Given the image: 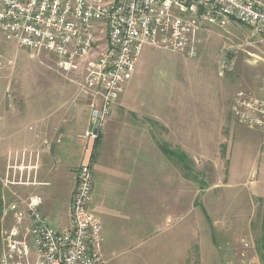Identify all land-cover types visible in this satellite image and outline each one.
<instances>
[{
	"label": "rangeland",
	"instance_id": "rangeland-1",
	"mask_svg": "<svg viewBox=\"0 0 264 264\" xmlns=\"http://www.w3.org/2000/svg\"><path fill=\"white\" fill-rule=\"evenodd\" d=\"M0 50L5 63L10 62V66L0 70V139H4L0 145L1 170L3 161L8 158L17 157L26 162L30 158V163L34 164L36 152L45 148L38 137L39 119L48 122L51 113L57 109H80L82 116L75 122L77 132H73L78 136L87 127L89 109L79 107L82 104L76 98L81 73L61 74L51 58L43 55L32 58L13 44L0 41ZM131 77L126 95L119 96L111 117L103 125L101 139L111 143L109 146L104 143L106 148L94 154L90 206H110L113 196L131 197L138 192L133 187L135 179L131 175V160H125L128 173L131 171L130 178L120 185L118 194H114L112 186H119L118 183L111 182L112 186H108L107 182L112 180L94 167L99 157L109 154L110 150L136 156L141 150L138 145L147 147L154 156L155 192L153 188L152 191L155 204L160 200L162 204L165 201L166 206L186 208L184 219L180 214L178 220L165 224V219L160 218L156 220L159 226L148 231L154 253L162 251V238L176 237L178 240L179 236V253L186 245L197 241L201 237V206H207L206 212L210 214V209L215 206L237 203L244 206L248 221L242 222L244 225L223 226V233L225 239L228 235H243L244 239L237 244H231L229 240L225 242L232 245V250H225V253L237 258L235 264L238 260L240 264H261L256 241L261 233L264 201L253 195L261 196L264 190V132L248 131L237 125L231 116L230 105L237 92L257 94L264 85V40L234 22H228L222 28L208 27L199 35L192 57L152 46L144 47ZM20 109L22 114L17 116ZM178 110L185 114L186 121L178 122ZM164 120L172 126L170 131L163 127L161 122ZM182 129L193 137L190 139L193 146L189 147L192 151L187 155L191 160V173L188 174L192 179L185 178L186 181L170 171L158 147V144H166L171 150L180 149L176 139ZM77 139L82 141V136ZM120 141L122 146L115 147ZM229 160L233 172L231 178L228 176ZM172 165L185 176L181 165ZM31 169H34L33 165ZM0 197L2 201L1 187ZM96 201L99 204L96 205ZM122 203L129 204L130 200ZM1 205L3 208V202ZM48 216L51 217L48 224L54 229H62L68 222L67 215H59L58 210ZM99 222L103 264H132L130 255L123 256L112 242L122 228L121 219L113 224H108V219L105 223ZM0 227V232L6 231L8 224L0 220ZM216 238L219 239L216 236L214 242ZM145 245L139 247L138 253L146 251L149 243ZM206 249L203 244L202 252ZM197 258V246L191 245L187 248V262L197 261Z\"/></svg>",
	"mask_w": 264,
	"mask_h": 264
},
{
	"label": "built area",
	"instance_id": "built-area-1",
	"mask_svg": "<svg viewBox=\"0 0 264 264\" xmlns=\"http://www.w3.org/2000/svg\"><path fill=\"white\" fill-rule=\"evenodd\" d=\"M228 22L264 40V0H0V41L32 58H51L61 74H82L77 96L89 109L83 138L91 142L100 138L144 47L192 57L205 28ZM8 66L0 50V70ZM230 113L237 125L264 132V85L257 94L237 92ZM91 195L86 161L75 172L68 228H52L35 202L3 209L1 223L9 213L12 220L0 232V264H103Z\"/></svg>",
	"mask_w": 264,
	"mask_h": 264
},
{
	"label": "crops",
	"instance_id": "crops-1",
	"mask_svg": "<svg viewBox=\"0 0 264 264\" xmlns=\"http://www.w3.org/2000/svg\"><path fill=\"white\" fill-rule=\"evenodd\" d=\"M131 78L132 77H130L128 81H130ZM128 81L125 84L126 89L121 97L127 93ZM77 93L78 91L76 92V98L79 99L82 104L79 107L88 108L85 100L79 98ZM21 114L22 110L20 109L17 116ZM111 115L112 113L105 124ZM177 115L179 123L186 121V117L183 116L185 114L182 113V110H178ZM81 116L82 113L80 109L72 107V109H67L66 111L63 109L55 110L51 113L48 122L43 118L39 119L37 125L39 126L38 137H40L43 144H45V148L36 152L35 161L32 159L34 164L30 163V158L27 162L23 159L19 161L17 157L14 159L8 158L3 161V167L0 170V187L3 202L2 209H6L13 205L24 206L28 202H35L39 205L40 211L47 220L51 218L48 215L54 214L56 210H58L59 215L63 213L66 214L68 222L63 225V228L60 230L68 228L69 209L75 191V172L82 164L86 163V161L91 162V168L93 170L92 163H94L95 160V152L100 149L101 151L104 150L106 148V144L104 145V143H108V146L110 145L109 143H111L103 142L101 135L100 139L96 142H91L83 138L89 127V113L87 127L84 133L75 136L73 134V132H77L75 122L77 118L80 119ZM161 123L163 127L169 131L172 128L165 120ZM181 127L183 128L182 125ZM248 131L253 130L248 129ZM79 136H82V141L77 139ZM187 136L189 140H187ZM191 138L193 139L187 130L182 129L179 135L177 133L176 145L181 149L179 150L186 155L192 151L189 148L193 146L190 142ZM3 142L4 139H0V145H2ZM122 144L123 142L120 141V144H116L115 147H121ZM136 144L138 143L136 142ZM138 146L141 150L138 151L136 156L134 154L123 155L118 152L112 153L113 151L110 150L108 152L109 154L100 155L101 157H99L97 164H94L96 170L112 180L107 182L108 186L111 185V182L118 183L119 186L111 185L113 187V193L118 194V191L121 190L120 185L130 178L128 174L131 171L128 173L125 160L132 161L131 175L133 179H135V186L133 187L134 190L138 192H134V195L131 197L115 195L112 197V204L110 206L100 205L98 201H96V205H99L91 206V210L98 221L100 220L105 223L108 219V224H113L117 222V219H121L122 228L119 229L120 233L116 237H113L112 240V242L119 247V253L123 256L127 254L130 255L132 264H235L237 261L234 260H237V258H235L233 254L225 253V250H232L231 244L240 243L243 241L244 237L243 235L229 236L227 234L228 239H225L223 226L228 224L237 226L242 222L248 221V217L243 210L244 206H241V202V205L236 203L235 205L232 204V206H215L211 208L212 210L210 209V214L206 212L207 206H201L200 210L203 212V220H199L201 237H198L199 239L197 241L186 245L182 253H179L177 249L180 243L179 236L178 240H175L176 237L162 238L161 243H164L162 251L154 253V250H152L153 248H151L152 238L149 237L148 231L152 230L155 226H159L156 221L157 219L164 218L165 224L170 223L172 220H178L180 214L182 219H184L186 208L185 206H183L182 209L181 206H166L164 205L165 201H163L162 204L160 200L156 201L158 203L155 204L153 198V178L155 176L153 152L147 147ZM217 146L218 144L216 147ZM85 147L87 150H85ZM143 148H145V150H143ZM162 157L167 162L168 168L171 169L170 171L176 173L183 181H186L185 176L181 174L178 169H175L172 163L163 155ZM31 164L33 165V170L31 169ZM235 172L236 169L234 168V173ZM232 174V165L229 160L228 176L231 178L233 176ZM93 187L94 182L92 179V192ZM262 192L261 196L258 194L253 196L264 201V190H262ZM126 199L130 200L129 204L122 203ZM180 210L182 211L181 213ZM11 220L12 216L9 213L7 218H5V222L10 224ZM242 225L244 224L242 223ZM179 227L180 225L178 224V231ZM215 233H217L216 236H218L219 239L216 238L214 242L216 237ZM184 237L185 235L183 233V240ZM228 240L231 244L225 243ZM148 243L149 246L145 248L146 251L144 253H138L139 247L141 248V246L144 245L147 246ZM203 244L207 248L205 252H202ZM191 245L197 246L198 258L197 261L187 262V248ZM228 246H230L231 249H229ZM238 264H240L239 260Z\"/></svg>",
	"mask_w": 264,
	"mask_h": 264
},
{
	"label": "trees",
	"instance_id": "trees-1",
	"mask_svg": "<svg viewBox=\"0 0 264 264\" xmlns=\"http://www.w3.org/2000/svg\"><path fill=\"white\" fill-rule=\"evenodd\" d=\"M158 147H159L161 154L167 160H169L173 164L177 163V164L181 165L182 170L185 172V178L186 179H189V178L192 179V177L189 176V174H188V172L191 173V169L189 167L191 160L188 158V156L185 153H183L179 149L171 150L166 144H163V145L158 144ZM193 179H195V178L193 177ZM1 204H2V201H1V197H0V220L2 217V210H3ZM256 253L258 254V257L261 261V264H264V212H263L262 217H261L260 237L256 241Z\"/></svg>",
	"mask_w": 264,
	"mask_h": 264
}]
</instances>
